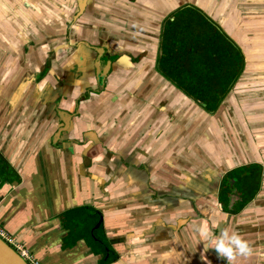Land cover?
<instances>
[{"label":"crops","instance_id":"0c3cea01","mask_svg":"<svg viewBox=\"0 0 264 264\" xmlns=\"http://www.w3.org/2000/svg\"><path fill=\"white\" fill-rule=\"evenodd\" d=\"M184 6L244 57L218 116L157 67ZM263 148V0H0V226L40 264H229L205 250L224 232L253 249L231 264H264ZM251 164L256 194L222 211L224 176Z\"/></svg>","mask_w":264,"mask_h":264},{"label":"trees","instance_id":"16d2710c","mask_svg":"<svg viewBox=\"0 0 264 264\" xmlns=\"http://www.w3.org/2000/svg\"><path fill=\"white\" fill-rule=\"evenodd\" d=\"M168 19L163 30L162 55L159 57L160 72L192 99L205 104V110L215 113L231 84L238 77L244 57L238 48L203 12L194 6L177 10ZM261 179V166L251 164L234 168L222 181L219 202L222 211L235 213L246 206V180ZM234 188L238 198L232 201ZM258 190V189H257ZM80 209L75 227L93 239H99L101 227L93 229L97 217L85 216ZM107 246V245H106ZM108 248V247H107Z\"/></svg>","mask_w":264,"mask_h":264},{"label":"clouds","instance_id":"9594fccd","mask_svg":"<svg viewBox=\"0 0 264 264\" xmlns=\"http://www.w3.org/2000/svg\"><path fill=\"white\" fill-rule=\"evenodd\" d=\"M203 239H209L207 229L203 230ZM208 247L214 248L218 256L225 258L229 264H231L235 256L248 257L253 252L250 242L236 233L231 237H227V233L224 232L219 239L210 240L205 245V250H207Z\"/></svg>","mask_w":264,"mask_h":264},{"label":"rangeland","instance_id":"374dc122","mask_svg":"<svg viewBox=\"0 0 264 264\" xmlns=\"http://www.w3.org/2000/svg\"><path fill=\"white\" fill-rule=\"evenodd\" d=\"M264 1V0H263ZM89 95H87V97H88ZM233 100H234V103L233 104H231V107H230V110H232V111H238V110H241L242 108H241V106L240 105H238L237 103H238V99L237 98H233ZM237 107V109H236V107ZM227 110V109H226ZM218 111H219V109L215 112V114H217L216 116H218ZM214 116V115H213ZM218 126V125H217ZM215 131L217 132V134H218V127H217V129H215ZM215 134V133H214ZM219 135V134H218ZM222 135V134H221ZM212 136H213V134H212ZM215 137V140L214 141H216V135L214 136ZM214 137H212V138H214ZM234 140H235V136L232 134V135H229V136H227V141L224 139V141H226L227 143H228V145H234L233 144V142H234ZM247 141H251V136H249V138L248 139H246ZM213 141V142H214ZM212 142V143H213ZM232 143V144H231ZM214 151H211V154L213 153ZM261 153L262 154H264V148H263V150L261 151ZM224 169V168H223ZM217 171V170H216ZM259 186H260V182L258 183V180L256 181V180H252V178H248L247 180H246V186H245V196H246V201H249L250 200V198H253L254 197V195L256 194V191H257V189L259 188ZM233 201V200H232Z\"/></svg>","mask_w":264,"mask_h":264},{"label":"water","instance_id":"95a60500","mask_svg":"<svg viewBox=\"0 0 264 264\" xmlns=\"http://www.w3.org/2000/svg\"><path fill=\"white\" fill-rule=\"evenodd\" d=\"M80 8H82V5H80ZM160 55H161V51L159 56ZM157 67L159 68L158 61H157ZM202 107H205V104L202 103ZM213 190H215V188ZM0 264H29V263L22 256H20L10 245H8L4 240L0 238Z\"/></svg>","mask_w":264,"mask_h":264},{"label":"built area","instance_id":"2783aa9c","mask_svg":"<svg viewBox=\"0 0 264 264\" xmlns=\"http://www.w3.org/2000/svg\"><path fill=\"white\" fill-rule=\"evenodd\" d=\"M0 238L10 245L20 256H22L29 264H40L36 261L27 250L24 249L21 242L10 235L2 226H0Z\"/></svg>","mask_w":264,"mask_h":264},{"label":"flooded vegetation","instance_id":"af4514ba","mask_svg":"<svg viewBox=\"0 0 264 264\" xmlns=\"http://www.w3.org/2000/svg\"><path fill=\"white\" fill-rule=\"evenodd\" d=\"M167 21V20H166ZM166 23V22H165ZM164 26H165V24H164ZM164 28V27H163ZM99 49V52H98V54H97V56L99 57V60H101V61H103V58L104 59H107L108 58V54L106 53V51H107V47H103V48H98ZM103 49H104V51H103ZM162 55V54H161ZM161 57V56H160ZM158 62H159V58H158ZM104 63H106L107 64V61L105 62L104 61ZM159 70H160V67H159ZM102 77H100V79H101ZM104 89V88H103ZM91 92H95V93H98V89H92V88H88L87 89V91H86V93H85V96L84 97H87V95H90V93ZM201 104V103H200ZM202 105V104H201ZM233 183H234V180H233Z\"/></svg>","mask_w":264,"mask_h":264},{"label":"bare ground","instance_id":"6f19581e","mask_svg":"<svg viewBox=\"0 0 264 264\" xmlns=\"http://www.w3.org/2000/svg\"><path fill=\"white\" fill-rule=\"evenodd\" d=\"M102 74H104V73H103V72L100 73L99 79H100V77L102 76Z\"/></svg>","mask_w":264,"mask_h":264}]
</instances>
